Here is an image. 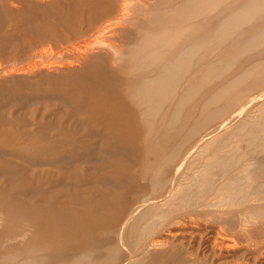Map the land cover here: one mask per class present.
I'll use <instances>...</instances> for the list:
<instances>
[{"label": "bare ground", "instance_id": "1", "mask_svg": "<svg viewBox=\"0 0 264 264\" xmlns=\"http://www.w3.org/2000/svg\"><path fill=\"white\" fill-rule=\"evenodd\" d=\"M252 95L264 102V0H0V175L32 170L24 204L0 191V264H264ZM21 102H70L58 124L72 130L52 140L48 109ZM110 142L138 144V174L121 176L130 150L108 164L126 193L105 198L85 161L58 165L69 186L39 172L72 154L93 163Z\"/></svg>", "mask_w": 264, "mask_h": 264}, {"label": "rangeland", "instance_id": "2", "mask_svg": "<svg viewBox=\"0 0 264 264\" xmlns=\"http://www.w3.org/2000/svg\"><path fill=\"white\" fill-rule=\"evenodd\" d=\"M243 59L244 58H246V56H243L242 57ZM242 58H240V61H238L237 62V60H236V62H235V66H234V68L233 69H231L229 72H228V74L229 73H234V72H236L237 73V71L236 70H238V69H240V68H238L239 67V65H240V67L241 68H243V65L245 64L244 62H245V59H244V61H243V59ZM241 62H242V65H241ZM238 65V66H237ZM247 65V63L244 65V67ZM237 67V68H236ZM232 74H229L230 76L232 75ZM235 74H233V76H234ZM229 76V77H230ZM258 92H256V94H257ZM255 93H254V95L255 96H257ZM253 96V95H252ZM248 99H250V101L252 102L253 100L252 99H254V96L253 97H250V98H248ZM248 99H246L248 102H249V100ZM246 100H245V102H246ZM16 103H18V102H16ZM24 103L26 104V105H29V104H31V105H29V106H26V105H24ZM72 103V102H71ZM19 104V103H18ZM21 104H23V106L25 107H30V108H32V110L35 112V107L37 108V110H39L40 109V112L39 111H37V112H35V113H37V115L38 116H40V114L39 113H41V112H43L44 110H47L46 112V117H45V121L43 122V126L44 125H47V126H44L45 128L47 127L48 128V132L50 133V136L52 137V140L54 139V140H56V141H59L60 139H61V141L63 140V137H60L58 134H57V132L56 131H58V132H60V130L58 129L59 127L60 128H64V130H66V128L67 129H71L70 127H67V125H66V127H64L63 125L65 124V123H63V125L62 126H59V124H58V122L60 123V121H61V119H64V120H66V119H68V117H69V111L72 109L71 107V104H70V102H44V103H42V102H32V103H29L28 104V102L26 103V102H21ZM253 104V106H254V108L252 109V111H254L256 108H258V107H262V106H264V102H261V101H255V102H252L251 103V105ZM44 105V106H43ZM49 105V106H48ZM39 106V107H38ZM52 106V107H51ZM65 108H64V107ZM26 107H25V109H26ZM35 110H34V109ZM44 108V109H43ZM52 108V109H51ZM58 108H59V110H58ZM68 108H69V110H68ZM71 108V109H70ZM42 109H43V111H42ZM61 109V110H60ZM65 109V110H64ZM27 110H28V108H27ZM27 110L26 111H24V109H23V111L24 112H26V113H30V112H32V110H28V112H27ZM51 110V111H50ZM55 110V111H54ZM48 111H50V112H48ZM56 111H59V113L58 112H56ZM63 111V112H62ZM66 111V112H65ZM53 112V113H52ZM56 113V114H55ZM66 113V114H65ZM22 114V113H21ZM25 114V113H24ZM59 114V115H58ZM250 114H251V112H250ZM15 115H18V113H16ZM20 115V114H19ZM19 115L16 117H14V115H12L13 116V118H16V120L18 121L19 120ZM23 115V114H22ZM68 115V116H67ZM26 116V115H25ZM28 116H29V114H28ZM28 116H26V117H28ZM21 117V116H20ZM23 117H24V115H23ZM48 117V118H47ZM58 117H60L59 119H57ZM65 117V118H64ZM18 118V119H17ZM25 118V117H24ZM23 118V119H24ZM49 118H50V120H49ZM22 119V117L20 118V120ZM22 119V120H23ZM30 119V118H29ZM53 119V120H52ZM57 119V120H56ZM25 120V119H24ZM27 120H28V118H27ZM30 121V120H29ZM47 121H48V123H47ZM52 121V122H51ZM53 121H56V123L55 122H53ZM31 122V121H30ZM30 122H28V125L30 124L31 126H32V122L30 123ZM45 123V124H44ZM50 123L52 124V126L50 125ZM54 123V124H53ZM22 125H24L25 124V122L24 123H21ZM29 125V127H31ZM55 125V126H54ZM51 127V128H49V127ZM52 127H54V128H52ZM57 129V130H56ZM51 130H53V131H51ZM63 130V131H64ZM72 130V129H71ZM55 131V132H54ZM67 131V130H66ZM53 135H54V137H53ZM58 135V136H57ZM56 136V137H55ZM59 138V139H58ZM58 139V140H57ZM220 144H221V146L223 147V145L224 146H226V145H228L229 143H228V137H226V138H224V140L221 142H219ZM113 143H111L110 142V148L111 149H109V147L107 146H103V148H102V146H100V145H97L95 148H96V150L98 151V152H100L99 153V155H100V157H98L93 163H89L90 162V159L89 158H84L83 159V157H78L77 158V156H75L74 154H72V155H67V156H64V157H62L63 158V161H62V158H61V161H59V162H52V163H49L48 165H47V167L45 168H43L44 169V171H43V169H39V172L41 171V173L42 172H45V171H47V172H49L50 171V173H44L45 175H43V173H42V175L44 176V178H48L49 176H50V178H51V180L52 179H54V181L55 182H58V184L57 185H59V187L58 188H60L61 186H60V184H63V185H65V186H69L70 184H71V182L70 181H66V179L64 178V177H62L61 175V177L59 176V175H57V173L60 171V168H59V164L60 165H63L62 164V162L63 163H65L64 165H67V166H70L71 164L72 165H75L76 163V165H80V164H83L84 165V161H85V163H86V167L88 168V167H90V166H92L93 168H94V173L92 174V181H94V183L93 184H95L96 185V187H97V189H100L99 191H100V193H105L106 195H108L107 197H105V198H108V197H110V198H113L112 196L114 195V196H118L119 194L121 195V194H123V191L125 190V188L127 189V187H125V186H123L124 185V179H122V178H125L126 179V177L128 178V176H126V175H133V173L134 174H136V172H137V174H138V172H139V165L138 164H140L139 162H136L137 160H139L140 161V157H138L137 158V156H136V153L138 152L137 151V149H136V142H135V145H134V143H133V145L132 144H130V145H132V146H130L129 144L127 145H121V146H117V147H113V146H111ZM138 145V144H137ZM128 146V147H127ZM134 146H135V148H134ZM106 147V148H105ZM112 147H113V149H112ZM123 147V148H122ZM138 147V146H137ZM73 149L72 150H75V147H72ZM132 148H134V150L132 149ZM243 150H245V147L244 148H242ZM109 150V151H108ZM119 150V151H118ZM131 151V158L130 159H132L133 161V163L131 164V161L130 162H128L129 163V165H128V168H127V171L123 174V172H122V174L123 175H121L122 176V178H121V180H119V179H117L116 181L115 180H113L114 178L116 179V177H117V175L116 176H113L112 174L114 173V169L112 168V166H110L111 168H109V165L111 164V160H113L112 162L114 163H117L118 162V164L123 160V162H121L122 164L124 163V162H126V160L128 161L129 159V156H130V153H128V152H130ZM101 151H103V152H101ZM122 151V152H121ZM125 151H126V153L128 154V156L126 155V153H125ZM134 151H136V152H134ZM121 152V153H120ZM134 153V154H133ZM102 154V155H101ZM132 154H133V156H132ZM139 154V153H138ZM137 154V155H138ZM127 157H126V156ZM136 156V157H135ZM138 156H140V155H138ZM15 158H20V157H15ZM83 159V162H77V159L78 160H80V159ZM104 158V159H103ZM110 158H111V160H110ZM260 159H264V155H260V157H259ZM126 159V160H125ZM137 159V160H136ZM89 161V162H88ZM88 162V163H87ZM135 162V163H134ZM107 163V164H106ZM120 163V164H121ZM109 164V165H108ZM124 164H126V163H124ZM138 166H137V165ZM134 165V166H133ZM136 165V166H135ZM202 165V160L201 161H197V162H195L193 165H192V167H191V170H190V172L192 171V170H194V169H198L200 166ZM58 166V167H57ZM21 167V168H20ZM138 167V168H137ZM26 168V169H25ZM59 168V169H58ZM28 170L27 172H29L31 169L29 168V167H25V166H19L18 165V167L17 168H15V169H5V170H3V172L2 173H4V174H2L1 173V175H0V191L2 192V193H5L4 195H6V196H13V197H15L14 199H17V200H15V201H17V203H19V202H21L22 204H24L23 202H25V197H24V191H25V186L23 187V186H21L22 184H19L20 182H22V180L24 181V179H22L23 177V175L21 176V174L22 173H25L26 174V171L25 170ZM30 169V170H29ZM38 169V168H37ZM37 169H35V171L36 172H38V170ZM55 169V170H54ZM101 169V170H100ZM112 169V170H111ZM17 170V171H16ZM24 170V171H23ZM59 170V171H58ZM107 170V171H106ZM138 170V171H137ZM54 171V172H53ZM58 171V172H57ZM97 171V172H96ZM109 171V172H108ZM112 171V173H111V177H113L112 179H111V177H107V176H109L110 175V172ZM22 172V173H21ZM31 172H32V170H31ZM109 173L108 175H107V173ZM189 172V170H187L186 171V173H188ZM51 173H54V174H51ZM47 174H50V175H48V176H46ZM6 175V176H5ZM11 175V176H10ZM54 176V178L52 177V176ZM96 175V176H95ZM129 175V176H130ZM20 176H21V179H20ZM56 176H58V177H56ZM19 177V178H18ZM56 177V178H55ZM59 177H60V179H59ZM90 177V178H91ZM97 177H99V178H97ZM108 179H107V178ZM7 178V179H6ZM63 179V180H62ZM106 179V180H105ZM110 179V180H109ZM19 180V181H18ZM65 180V181H64ZM63 181V182H62ZM98 181V182H97ZM105 181V182H104ZM6 182V183H5ZM19 182V183H18ZM59 182H61V183H59ZM114 182V183H113ZM117 182V183H116ZM120 182H122L121 184H120ZM108 183V184H107ZM99 184H101V185H99ZM122 185V186H121ZM101 186V187H100ZM105 186V187H104ZM22 189H24V190H22ZM99 187V188H98ZM102 187H103V189L104 190H102ZM117 187V188H116ZM122 187H123V189H122ZM10 188V189H9ZM9 189V190H8ZM19 189V190H18ZM107 189L109 190V191H107ZM114 189V190H113ZM118 189V190H117ZM3 190V191H2ZM101 190H102V192H101ZM99 191H97V193H98V195L100 194L99 193ZM105 191H107V193L105 192ZM113 191V192H112ZM117 191V192H116ZM24 194H23V193ZM127 192V191H126ZM125 191H124V193H126ZM61 193V194H60ZM63 193L65 194L66 193V191L65 190H63V191H60L59 192V195L60 196H63ZM109 193V194H108ZM114 193V194H113ZM262 193V194H261ZM58 194V193H57ZM112 194V195H111ZM129 194V193H128ZM128 194H126V195H128ZM264 190H263V192H260L259 193V196H257L255 199H256V201H253V205L250 203H247V204H244V206H239V207H236L238 210H241L240 212L237 210V212L236 213H241L240 214V217H243L245 214V210H247V208H248V205H250V207L248 208V210L247 211H249V209L253 206V208L255 207L256 208V203H257V207H259V208H263V210H264V206L263 207H261L262 206V204H264L263 202V200L260 202L261 203V205H260V203H259V201L261 200V198H263L264 199ZM101 195V194H100ZM130 195V194H129ZM128 195V196H129ZM261 195H263V196H261ZM127 196V197H128ZM131 196V195H130ZM129 196V197H130ZM260 198V199H259ZM256 202V203H255ZM21 203H19V204H21ZM258 203H259V206H258ZM21 204V205H22ZM26 204V203H25ZM252 205V206H251ZM242 207H243V209H242ZM245 207H246V209H245ZM1 208V207H0ZM235 209V208H234ZM235 210V211H236ZM231 211H234V210H231ZM235 211L233 212V214H231V212H228L229 214H231L232 216H233V219H234V217L237 219V215L239 214H235ZM236 215V216H235ZM235 219V220H236ZM0 229H6V224H0ZM224 233H226L225 231H224ZM1 234V233H0ZM152 235V234H151ZM225 235H229V233L227 234H225ZM7 241H9L8 240V238H7V235L5 236V238L3 237V236H0V245L2 244V245H5L6 243H7ZM8 244V243H7ZM6 244V245H7ZM241 260V261H240ZM223 262L224 263H228V264H244V262H243V260L240 258V256L237 258H235V257H232V258H229V259H223Z\"/></svg>", "mask_w": 264, "mask_h": 264}]
</instances>
